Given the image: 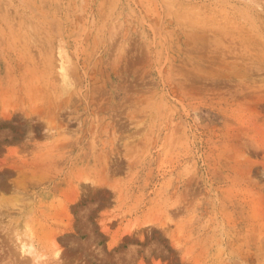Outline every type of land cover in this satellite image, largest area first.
Listing matches in <instances>:
<instances>
[{
	"label": "rangeland",
	"instance_id": "obj_1",
	"mask_svg": "<svg viewBox=\"0 0 264 264\" xmlns=\"http://www.w3.org/2000/svg\"><path fill=\"white\" fill-rule=\"evenodd\" d=\"M0 264H264V0H0Z\"/></svg>",
	"mask_w": 264,
	"mask_h": 264
}]
</instances>
